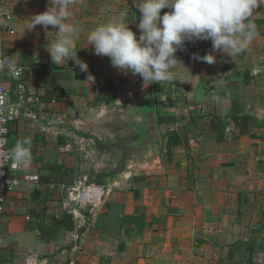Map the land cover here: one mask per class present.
<instances>
[{"label":"crops","instance_id":"obj_1","mask_svg":"<svg viewBox=\"0 0 264 264\" xmlns=\"http://www.w3.org/2000/svg\"><path fill=\"white\" fill-rule=\"evenodd\" d=\"M140 2L76 0L72 5L68 23L82 29L73 51L87 63L86 73L71 59L52 63L48 50L58 29H29L30 18L44 12L49 0L10 3L11 18L0 31L2 56L23 66L59 67L67 75L3 78L9 100L20 108L19 118L8 124V142L13 146L30 137L31 164L21 171L37 174L38 180L20 181L7 193L0 264H253L261 255L264 6L253 11L256 36L239 55L213 51L210 40L185 42L177 51L182 66L173 70L175 80L152 84L159 163L134 167L128 177L106 185L104 171L115 162L109 161L112 150H103L123 131L117 126H124L119 104L138 97L142 78L94 54L87 36L125 9L128 27L139 34ZM206 53L215 63L193 58ZM105 81L115 99L90 103L94 86ZM232 102L238 115L251 119L246 132L230 119ZM214 120L223 127L215 130ZM169 131L180 138L170 148ZM78 181L104 186L93 207L66 206V188Z\"/></svg>","mask_w":264,"mask_h":264},{"label":"clouds","instance_id":"obj_2","mask_svg":"<svg viewBox=\"0 0 264 264\" xmlns=\"http://www.w3.org/2000/svg\"><path fill=\"white\" fill-rule=\"evenodd\" d=\"M76 0H49L46 10L33 15L29 29L40 25L51 26L57 38L48 50L53 64L73 60L81 72H88L86 62L73 51L75 41L82 29L68 23L70 9ZM264 6V0H141L136 6L140 13V30L137 38L126 22L127 9L119 12L107 22L90 30L87 41L94 54L107 56L113 67L121 72H130L142 78V87L154 83H171L175 80L174 69L182 66L175 53L185 42L210 40L212 50L226 53L231 58L245 51L256 36V27L251 23L253 11ZM162 9H168L161 15ZM6 56V55H5ZM193 58L208 64L215 57L206 53L194 54ZM8 61L0 59V69ZM87 82L93 83L89 74ZM0 146L13 166L28 168L32 156L31 139L24 137L8 146V140L0 136Z\"/></svg>","mask_w":264,"mask_h":264},{"label":"built area","instance_id":"obj_3","mask_svg":"<svg viewBox=\"0 0 264 264\" xmlns=\"http://www.w3.org/2000/svg\"><path fill=\"white\" fill-rule=\"evenodd\" d=\"M15 0H0V31L7 27L11 18L9 5ZM140 33L137 34V38ZM177 57V52L175 53ZM0 59L8 63L0 69V136L8 140V124L20 116L18 104L9 100V91L5 87L3 78L7 76L14 80H21L25 66L14 63L11 59L5 58L0 52ZM38 175L22 172L21 167L13 166V161L6 154V147L0 146V218L4 211V204L7 193L13 190L20 181H37ZM104 186L84 183L78 181L66 188L67 207H93L102 197ZM74 213V212H73ZM26 219L29 217L26 216ZM2 238L0 237V246Z\"/></svg>","mask_w":264,"mask_h":264},{"label":"water","instance_id":"obj_4","mask_svg":"<svg viewBox=\"0 0 264 264\" xmlns=\"http://www.w3.org/2000/svg\"><path fill=\"white\" fill-rule=\"evenodd\" d=\"M119 105L118 114L124 123V135H133L134 138L130 143H119L123 147L118 148L121 158L104 171L107 175L106 185L111 184L118 176L128 177L134 167L144 168L160 161V141L152 84L147 87L141 85L136 99ZM11 141L8 142L9 147ZM110 148L105 147L103 152L107 154Z\"/></svg>","mask_w":264,"mask_h":264},{"label":"trees","instance_id":"obj_5","mask_svg":"<svg viewBox=\"0 0 264 264\" xmlns=\"http://www.w3.org/2000/svg\"><path fill=\"white\" fill-rule=\"evenodd\" d=\"M29 73H33L37 75L38 74H51L54 76H66L67 75L59 67H52L50 65L40 64V63H29L28 65H25L23 75H27ZM52 91L54 92V89H52ZM114 99H115V93L113 90V86L110 82L105 81V82H100L94 86L93 96L90 99V103L95 104L96 101H102L108 104L112 102ZM237 113H238L237 106L235 102H232L230 119L236 125V127H238L240 133L246 132L248 129L247 123L251 119L248 116L238 115ZM213 123H214L215 130H219V128L223 127V124L219 123L218 121L214 120ZM166 137H167L166 145L168 148L180 142V138L178 137V134L174 131L167 132Z\"/></svg>","mask_w":264,"mask_h":264},{"label":"flooded vegetation","instance_id":"obj_6","mask_svg":"<svg viewBox=\"0 0 264 264\" xmlns=\"http://www.w3.org/2000/svg\"><path fill=\"white\" fill-rule=\"evenodd\" d=\"M119 127V131L123 130L124 126L120 123L119 125H117ZM134 137H132V135H124L122 132L118 133L117 139L115 143H111V144H107L105 145V147H111L110 150H112V162H117L119 160L120 157V150L118 148H123L119 143L124 142V143H130L133 140ZM114 145V147H112ZM116 147V148H115ZM121 158V157H120Z\"/></svg>","mask_w":264,"mask_h":264},{"label":"rangeland","instance_id":"obj_7","mask_svg":"<svg viewBox=\"0 0 264 264\" xmlns=\"http://www.w3.org/2000/svg\"><path fill=\"white\" fill-rule=\"evenodd\" d=\"M109 161H112L111 158L109 159ZM262 243V242H261ZM263 244V243H262ZM264 245V244H263ZM257 251L260 253V256H257L256 259L254 260L253 264H264V246L262 247V245L259 247L257 246ZM263 254V255H262ZM259 259V260H258Z\"/></svg>","mask_w":264,"mask_h":264}]
</instances>
